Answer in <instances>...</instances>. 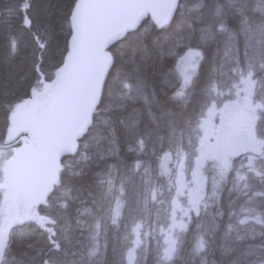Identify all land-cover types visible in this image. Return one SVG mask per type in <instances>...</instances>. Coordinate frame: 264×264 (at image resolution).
<instances>
[{
  "label": "trees",
  "instance_id": "1",
  "mask_svg": "<svg viewBox=\"0 0 264 264\" xmlns=\"http://www.w3.org/2000/svg\"><path fill=\"white\" fill-rule=\"evenodd\" d=\"M186 1L178 0L168 23L158 25L145 17L134 30L110 45L112 62L87 131L76 151L61 158L53 189L34 206L40 220L24 218L7 232L0 264H121V253L131 244L130 225L135 219L145 223L138 264H161L159 229L164 226V204L149 202L145 208L144 200L150 201L145 181L149 188H161L163 197L158 198L166 200L172 194L169 180L175 169H170L169 176H161V157L165 153L175 158L183 153L189 159L193 157L198 121L210 100L212 82L224 87L233 81L221 79L219 64L229 65L232 70L236 67L235 58H239L241 66L246 62L243 36L238 44L228 39V33L239 29L235 23L239 3L203 0L202 8L188 12ZM74 3L75 0H0V137L8 129L13 107L31 97L33 90L40 91L54 82L68 49ZM217 9L221 10L219 16ZM222 22L228 31L219 30ZM188 47L199 50L203 58L190 85L183 88L174 66L177 56ZM224 49L229 55H224ZM262 86L257 84L258 92ZM182 88L184 96L177 97ZM259 126L260 118L257 132L264 138ZM138 139L145 142L142 152ZM137 160L142 166L134 171ZM241 162L244 163L242 155L232 161L223 180L220 167L206 164V196L200 214L191 215L171 264H231L247 243L255 244L257 239L253 241L249 236L236 240L239 219L247 215L241 209L249 207L246 201L252 195L243 186L247 182L252 191H263L264 187L259 178L250 175L237 187V172L245 174V169H240ZM145 168L149 169L147 173ZM260 170L264 171V163ZM109 175L117 187L121 182L125 187L126 208L119 228L111 225L106 211L111 205L107 183H99L101 179L107 181ZM212 181H219L217 193H211V188L217 186ZM245 191L248 195H244ZM84 208H90L91 214H81ZM97 218L101 223L98 241L103 255L90 258V234ZM261 218L264 219L262 215ZM228 224L233 225V230L225 237ZM256 232L264 233V226L257 224ZM201 236L209 243L198 255L195 248ZM259 239L264 241V235H259ZM227 248L233 251L225 254ZM203 255L207 256L206 261Z\"/></svg>",
  "mask_w": 264,
  "mask_h": 264
},
{
  "label": "water",
  "instance_id": "2",
  "mask_svg": "<svg viewBox=\"0 0 264 264\" xmlns=\"http://www.w3.org/2000/svg\"><path fill=\"white\" fill-rule=\"evenodd\" d=\"M178 0H76L70 14L68 50L56 71L50 93L32 105L31 142L21 144L5 165L12 207L2 238L18 214L16 200L35 204L53 188L63 156L75 152L99 102L112 56L109 47L148 16L154 23L171 20ZM30 115V116H29Z\"/></svg>",
  "mask_w": 264,
  "mask_h": 264
},
{
  "label": "rangeland",
  "instance_id": "3",
  "mask_svg": "<svg viewBox=\"0 0 264 264\" xmlns=\"http://www.w3.org/2000/svg\"><path fill=\"white\" fill-rule=\"evenodd\" d=\"M201 1L202 0H194L193 3H190L187 0V5H185V7L186 9H188V12L193 11V9L199 10L201 8V6H199L201 5ZM227 43L228 42H226L225 40L224 44ZM227 46L228 45H226V47ZM193 51L199 50L190 47L184 48L177 56V59L175 61L174 72L179 77L182 87L185 75H190L192 76V78L194 76L193 68L191 67L193 61L191 59V56L189 55V53ZM225 52L226 51L224 50V55ZM227 55H229V53ZM197 66L195 68V72ZM218 69L221 79H234L235 74H233L229 65L223 67L219 64ZM261 75L264 76V74L258 73V76ZM231 83L234 85V88L232 90L229 89L227 85L222 87V84H219V86H217L216 92H210V100L206 104L198 121V140L196 145V152L193 157L189 159L186 153L181 154L178 158L171 157L170 155L167 166L169 170L174 168L175 171L173 179L170 183L173 187V192L172 194L170 193V196L168 198H166L164 206L161 209L163 211L162 214L164 215L163 227L165 228H167L168 224L171 223V221L168 219V215L171 210L170 202L173 198L178 200L182 208L188 209L189 216L184 217L185 222L189 221V217H191V215H193L194 213L197 214L196 210L192 207L193 203L199 200V204L197 205V207L200 208L203 205L206 196L205 194L207 184L204 168L207 163H213L214 166L220 167V162L225 156H228L231 159L232 163V161L236 157L242 155L244 157V163H240V169L243 171L245 169L244 173L246 175L256 177L255 173L249 171L247 167L249 157H256L255 164L257 168H262L264 160H261L258 154L252 151V149L255 147H261V149L264 150V139L257 132V117H259L260 115L259 118L261 119V126H259V131L262 136L264 135V86H262L261 90H259L258 92L256 89L257 85L254 87H248L239 82L238 76ZM47 90L49 91L48 88ZM47 90H33L31 98L35 101H42L48 93ZM235 117L238 121L235 122L234 126H230V122ZM9 130H11V128H9ZM8 157L9 155H7L4 150H0L1 183H3L4 165ZM212 182L213 184L217 183L216 181ZM218 189L219 185L211 188V193H217ZM146 196L148 197V192H146ZM246 202L249 203V207H256L264 217V197H255L252 202ZM18 207L20 210V202L18 203ZM30 209L31 208L28 209L27 214H30L32 212V210ZM0 211L1 229L11 214V208L8 203L6 192H3L0 198ZM159 211L160 208H157V213ZM181 215L182 212L180 210H177V219H179ZM22 216L23 215L21 209L19 212V216L17 217V221L24 219V217ZM158 216L160 219V215ZM244 216L245 215L241 216L240 219H242ZM239 226V235H242L244 237L249 236L253 239V241L257 239L253 246L264 244V241H260L259 235H257V224L254 221L250 220L247 224H240ZM182 233L183 232L179 230H176L173 233V235L178 240L177 251L179 248L180 236ZM133 239H135V236L132 234L131 241ZM141 241L143 243L142 237ZM142 243L137 249L138 262L141 256L140 248L142 246ZM248 245L252 244L247 243L243 247L241 253L244 252L245 248ZM131 246L132 245L130 244V246L128 247ZM164 247H166V244L164 243V234L161 233V255ZM203 259L206 261L207 256L203 255ZM249 259H256V257H250ZM160 263L163 264L162 261Z\"/></svg>",
  "mask_w": 264,
  "mask_h": 264
},
{
  "label": "snow or ice",
  "instance_id": "4",
  "mask_svg": "<svg viewBox=\"0 0 264 264\" xmlns=\"http://www.w3.org/2000/svg\"><path fill=\"white\" fill-rule=\"evenodd\" d=\"M229 4L239 3L240 7L236 8V12L241 16V27L237 32L229 33V41L234 42L235 44L239 43V37L242 35L244 38V42L249 51V55L247 60L243 66H241L239 62V58L236 59V67L232 69L233 74L239 77V82L248 86L254 87L257 84L264 85V76H258V73L264 74V0H228ZM220 9H217L216 15H220ZM220 31H227L225 23H220L218 25ZM228 51H231V46H229ZM228 51L225 52V55L228 54ZM189 55L193 61L191 67L193 68V75L195 74V68L199 64V60L202 59V54L200 51L190 52ZM192 80V76L185 75L183 88H187ZM126 87H130L126 85ZM183 88L181 91L176 93L177 97L184 96ZM211 90L213 92L217 91V82L213 81L211 84ZM134 123H136L134 121ZM137 143L139 144V150L142 152L145 147V142L143 139H138ZM132 151V149H129ZM252 151L256 152L261 160H264V150L261 147H255ZM170 159V155L165 153L163 157H161L160 168L161 176H169L170 170L168 169V160ZM256 157H249L248 160V169L249 171L255 173V176L259 178V183L264 185V171L258 169L255 164ZM142 166V162L137 160L133 164L134 171H139ZM232 167L231 159L228 156H225L220 162V170L219 175L221 180L226 179L227 173ZM144 171L147 173L149 171L148 168H145ZM247 175L241 174L237 172L236 184L239 187L240 181H247ZM107 183V195L111 198V205L108 209H106L108 218L110 220L111 225L119 228L120 222L124 216L126 201L123 199L125 196V187L124 183L117 187L115 184L114 177L109 175L107 177V181L101 179L99 181L100 184ZM149 182L145 181V191L150 194V201L148 198L144 200V206L147 208L149 202L154 204H164L165 200L158 198L163 197V192L160 187H147ZM169 183L171 181L169 180ZM217 185H219V181H217ZM244 189L252 192L251 196H248V201L252 202L255 197H264V191H252V186H250L247 182L244 183ZM179 191V189H178ZM248 191L244 192V195H248ZM171 210L168 215V219L171 221L168 224L167 228L161 226L160 232L164 234V243L166 247L163 248L161 261L163 264H171L177 254V238L173 235L176 230L181 232L187 231L188 222H185L184 217L189 216L188 209H184L179 204L178 200L173 198L171 200ZM199 204V200L192 204L193 209L196 210L197 215L199 216L200 210L197 207ZM66 208L67 205L65 204ZM177 210L182 212V215L179 219H177ZM242 212L247 213L242 219H239V224L244 225L247 224L250 220L254 221L258 225L264 226V219L261 218L262 213L257 210L256 207H247L242 208ZM91 214L90 208H84L81 211L83 213ZM222 215V213H221ZM231 215H235V213H231ZM159 219V216H157ZM191 217H189V222ZM79 222V221H78ZM55 223V221H52ZM82 223V222H81ZM43 226V225H42ZM145 227V223L143 220L135 219L130 225L131 234L135 236V239L131 241V247H128L124 252L121 253V264H138L137 259V249L140 247L141 241V230ZM218 227V225H217ZM94 231L90 234V239L93 242V246L88 250V256L96 257L98 254L103 255L101 251V245L98 241V237L100 236L101 223L100 219L97 218L94 225ZM228 231L225 233V237L231 233L233 230V225H227ZM52 231V229H49ZM53 234H55L53 232ZM147 235V233H145ZM257 235H264V233H257ZM254 238V237H253ZM245 239L244 236L237 234L236 240L243 241ZM208 241L204 239L203 236L200 237L196 244L195 251L199 255L204 252L208 246ZM104 249H107V243L104 244ZM57 251H59V245H57ZM232 248L225 249V254L232 252ZM250 257H256V259H249ZM231 264H264V244L259 245H248L244 252H242L237 258L231 261Z\"/></svg>",
  "mask_w": 264,
  "mask_h": 264
},
{
  "label": "flooded vegetation",
  "instance_id": "5",
  "mask_svg": "<svg viewBox=\"0 0 264 264\" xmlns=\"http://www.w3.org/2000/svg\"><path fill=\"white\" fill-rule=\"evenodd\" d=\"M30 111L33 113L34 109L30 105L27 108H20L15 107L10 115L11 120L13 119V122L10 123V126L8 127L7 131L3 134L2 137H0V150H4L7 155H9L8 159L14 152V150L21 144L26 143L30 140V127L29 120H27L28 112ZM237 118L235 117L230 122V126H234L235 122H237ZM11 128V130H9ZM12 148V150H11ZM7 159V160H8ZM6 160V161H7ZM6 163V162H5ZM3 183H1L0 180V198L2 196L3 192L7 193L6 186H5V165H4V175H3ZM2 192V193H1ZM8 198V195H7ZM20 202V210L22 209V217H27L29 214H27V211L29 208L30 210H33L31 206L28 205V203H25L23 200L18 199L17 205ZM9 203V198H8ZM19 209V208H18ZM19 210V212H20ZM1 212V211H0ZM33 213V211L31 212ZM6 236H4L5 239Z\"/></svg>",
  "mask_w": 264,
  "mask_h": 264
},
{
  "label": "bare ground",
  "instance_id": "6",
  "mask_svg": "<svg viewBox=\"0 0 264 264\" xmlns=\"http://www.w3.org/2000/svg\"><path fill=\"white\" fill-rule=\"evenodd\" d=\"M190 3H193V1L194 0H188ZM196 2V1H195ZM200 3V2H199ZM203 4H204V2H203V0L201 1V5H199V6H201V8L203 7ZM191 5V4H190ZM193 6V5H192ZM195 7H198V6H195ZM194 7V8H195ZM188 8V7H187ZM197 9V8H196ZM195 9H193V11H194ZM187 11H188V9H187ZM191 11V10H190ZM192 11V12H193ZM196 11V10H195ZM199 18V17H198ZM241 16L240 15H236V18H235V23H236V25L240 28L241 27ZM218 24V23H217ZM229 29V28H228ZM228 31V30H227ZM229 31H230V29H229ZM232 31V30H231ZM229 34V33H228ZM225 35H227V33L225 34ZM228 37H229V35H228ZM243 38V37H242ZM244 39V38H243ZM226 42H228V41H226ZM243 42V41H242ZM225 45V47H226V45L227 44H224ZM230 45V44H229ZM223 49V48H222ZM225 50V49H224ZM243 50V49H242ZM244 50H245V59H247V57H248V55H249V51H248V49H247V47H246V44H245V42H244ZM243 52V51H242ZM174 58H176V57H174ZM219 61V60H218ZM221 61V60H220ZM220 63V62H219ZM262 76V75H261ZM177 81V80H176ZM175 87V86H174ZM177 92V91H176ZM172 94V93H171ZM88 145V144H87ZM82 151V150H81ZM81 155V154H80ZM123 223V222H122ZM121 230V229H120ZM120 233H121V231H120ZM79 234V233H78ZM67 241V240H66ZM90 242H92V241H90ZM89 242V243H90ZM67 246V245H66ZM71 246V245H70ZM91 246H92V244H91ZM86 248V247H85ZM73 249V248H72ZM67 250V249H66ZM55 252V251H54ZM52 253V252H51ZM49 256V255H48ZM52 257V256H51ZM46 259V258H45ZM95 260H96V258H95ZM56 261V260H55ZM92 261V260H91ZM51 262V261H50ZM71 262V261H70ZM90 262V261H89ZM92 263V262H91ZM64 264V263H63Z\"/></svg>",
  "mask_w": 264,
  "mask_h": 264
}]
</instances>
